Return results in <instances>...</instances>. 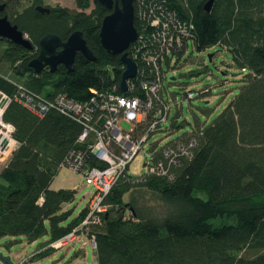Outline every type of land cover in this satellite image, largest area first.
<instances>
[{"label":"trees","instance_id":"16d2710c","mask_svg":"<svg viewBox=\"0 0 264 264\" xmlns=\"http://www.w3.org/2000/svg\"><path fill=\"white\" fill-rule=\"evenodd\" d=\"M23 1L0 0L6 4L0 16L18 24L33 44L28 49L0 36V90L10 97L4 119L15 126L18 141L0 173V240L20 237L34 242L48 235L45 243L50 244L87 215L85 207L68 221L72 212L64 210V204L74 200L77 189L52 187L69 153L86 149L78 140L82 125L54 107L40 116L15 96L20 86L35 97L50 99L64 93L86 100L92 90L123 93L125 63L121 54H112L101 43L103 19L111 11L98 0L89 12L90 0H78V9L56 6L49 13L37 9L41 0L26 5ZM207 1H135V23L143 40L155 31L148 9L166 10L193 25V38L185 40L177 61L191 44L198 51L221 44L242 70V84L213 120L197 121L163 148L151 150L168 165L164 149H177L178 143L187 147L190 154L181 150L169 174L153 173L140 180L128 174L112 186L104 199L107 212L89 231L96 238L97 264H264V0H215L210 11L205 9ZM78 29L95 59L78 53L73 71L63 64L55 72L50 67L36 72L30 66L44 35L54 32L66 40ZM173 59L166 57L168 67ZM134 60L140 69L142 61ZM133 81V91L142 95L139 79ZM170 81L167 77L166 88ZM187 91L193 90L186 89L182 96ZM193 92L195 98H207L212 87ZM181 126L174 120L171 127ZM90 155L87 152L90 166L103 165ZM149 195L155 204L148 203ZM52 252L39 251L35 258Z\"/></svg>","mask_w":264,"mask_h":264},{"label":"built area","instance_id":"2783aa9c","mask_svg":"<svg viewBox=\"0 0 264 264\" xmlns=\"http://www.w3.org/2000/svg\"><path fill=\"white\" fill-rule=\"evenodd\" d=\"M142 4L144 5V2ZM148 10L153 13L149 20L155 31L149 34L147 42L143 40L144 35L139 33L138 39L130 45V47L133 45L131 51L134 59L142 61V67L139 69L138 66L135 77L139 79L143 89L142 95L133 91L136 82L132 78L128 80V88L123 93L92 90L93 94L86 100H79L64 93L58 94L53 99L35 97L22 86L15 96L19 102L40 116L54 107L82 125L78 140L86 145V149L72 150L66 157L65 165L83 176L86 183L93 186V192L90 195L88 214L81 225L50 244L57 249L74 239L77 240L78 234L89 235L91 244L96 247L95 235L89 234L90 225L100 223L102 214L107 212L108 205L104 204L106 195L121 177L130 174L129 169L136 156L143 151L146 153L145 146L151 134L164 129L170 117L172 110L169 102L170 93L164 83L169 75V69H165L164 64L167 56L172 59L177 57V53L186 44L185 40L190 41V38H193L191 31L193 25L181 22L175 15L166 10L162 11L161 8L156 9V6ZM143 12L144 9H141L140 15ZM195 96V92L187 91L183 101L194 99ZM177 98L176 96L178 106ZM9 101L10 97L0 90V157L2 158L12 155L18 147V141L13 135L15 126L4 119ZM124 123L128 125L124 126ZM178 144L177 149L173 147L164 149V156L169 161L168 165L164 160L154 158L150 151L151 161L148 163L147 173L135 180L153 173L169 174L170 166L178 162L181 150H183L182 154H190L183 143ZM192 144L191 142L190 145ZM87 152L103 165L90 166Z\"/></svg>","mask_w":264,"mask_h":264},{"label":"rangeland","instance_id":"374dc122","mask_svg":"<svg viewBox=\"0 0 264 264\" xmlns=\"http://www.w3.org/2000/svg\"><path fill=\"white\" fill-rule=\"evenodd\" d=\"M33 0H24V5L32 3ZM41 4L49 7L63 6L78 9V0H41ZM93 0H90L89 12L93 7ZM210 55H212L210 57ZM165 69L169 68V80L167 85L170 93L169 102L172 107L167 126L164 130L155 132L145 146V151L139 153L130 166V174L141 176L148 171V163L151 161L150 151L158 147L166 146L185 132L189 131L197 121H211L218 116L223 109L231 102L235 95L240 91L243 72L235 66L231 52L221 44H215L198 51L192 44L189 50L177 61L175 57L170 63L164 64ZM207 68V72L198 73L201 69ZM172 77H174L172 80ZM212 87V92L207 98L197 96L190 102L188 99L183 101V93L186 89L196 92L203 88ZM209 93V90H208ZM179 105H176V96ZM183 101V105L181 102ZM205 110H210L207 114ZM179 113V114H178ZM176 120L177 124H182L180 128L172 129V123ZM128 125L127 123L123 124ZM12 155L4 158L0 157V173ZM75 188L76 197L70 203L64 204V210H71L72 214L68 221L75 218L82 209L87 207L89 211L90 195L93 186L87 184L85 178L69 166H63L55 177L53 188ZM148 203L155 204L157 200L153 196H148ZM87 211V214H88ZM86 217V216H85ZM81 220L76 226L81 225ZM91 226V225H90ZM76 239L66 243L64 247H56L46 244L49 236H43L37 241L28 242L20 237H4L0 240V252L4 256H10L12 264H97L95 249L91 244L90 236L85 234L76 235ZM73 239V238H72ZM53 249V252L43 258H35V253ZM80 252L77 257L76 253ZM0 264H8L0 257Z\"/></svg>","mask_w":264,"mask_h":264},{"label":"water","instance_id":"95a60500","mask_svg":"<svg viewBox=\"0 0 264 264\" xmlns=\"http://www.w3.org/2000/svg\"><path fill=\"white\" fill-rule=\"evenodd\" d=\"M111 12L103 19L100 39L103 47L112 54H121L125 63V70L122 75L121 88L126 91L128 80L135 78L138 72V65L129 55L128 48L139 37V31L135 23V0H98ZM215 0H208L205 9L210 11ZM5 3L0 4V11L5 8ZM37 9L42 13H49L50 8L42 4L37 5ZM0 36L20 44L28 49L33 48L31 40L18 26L13 23L7 15L0 16ZM39 54L30 61V66L36 72H41L49 66L55 72L60 64H63L69 71L75 68V58L78 53H82L86 58L93 60L95 56L89 48L82 30H75L71 35L63 40L54 32L44 35L39 42ZM212 55H210L211 57ZM0 257L12 264L10 256H4L0 252ZM87 264V263H83Z\"/></svg>","mask_w":264,"mask_h":264},{"label":"flooded vegetation","instance_id":"af4514ba","mask_svg":"<svg viewBox=\"0 0 264 264\" xmlns=\"http://www.w3.org/2000/svg\"><path fill=\"white\" fill-rule=\"evenodd\" d=\"M103 5V4H102ZM105 6V5H104ZM106 7V6H105ZM107 8V7H106ZM108 9V8H107ZM110 10V9H109ZM111 11V10H110ZM39 50H40V48H39ZM39 54V53H38ZM38 56V55H37ZM35 58V57H34ZM46 67H49V66H46ZM45 68V67H44Z\"/></svg>","mask_w":264,"mask_h":264},{"label":"crops","instance_id":"0c3cea01","mask_svg":"<svg viewBox=\"0 0 264 264\" xmlns=\"http://www.w3.org/2000/svg\"><path fill=\"white\" fill-rule=\"evenodd\" d=\"M55 181V180H54ZM54 181H53V183H54ZM53 183H52V187H53Z\"/></svg>","mask_w":264,"mask_h":264}]
</instances>
